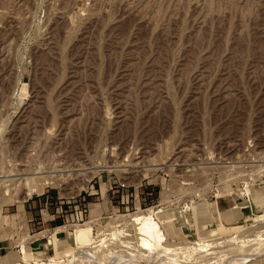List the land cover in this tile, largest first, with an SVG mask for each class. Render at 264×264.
Segmentation results:
<instances>
[{
    "label": "rangeland",
    "instance_id": "obj_1",
    "mask_svg": "<svg viewBox=\"0 0 264 264\" xmlns=\"http://www.w3.org/2000/svg\"><path fill=\"white\" fill-rule=\"evenodd\" d=\"M0 180L1 264H264V0H0Z\"/></svg>",
    "mask_w": 264,
    "mask_h": 264
},
{
    "label": "crops",
    "instance_id": "obj_2",
    "mask_svg": "<svg viewBox=\"0 0 264 264\" xmlns=\"http://www.w3.org/2000/svg\"><path fill=\"white\" fill-rule=\"evenodd\" d=\"M26 207L29 209L31 226L35 230L54 231V233L56 232L57 237L59 236L58 234L64 232L59 229L66 225L70 217L71 206L67 205V203L59 201L57 197L52 194H43L36 195L29 200ZM6 248L8 247H0V255L6 253Z\"/></svg>",
    "mask_w": 264,
    "mask_h": 264
},
{
    "label": "bare ground",
    "instance_id": "obj_3",
    "mask_svg": "<svg viewBox=\"0 0 264 264\" xmlns=\"http://www.w3.org/2000/svg\"><path fill=\"white\" fill-rule=\"evenodd\" d=\"M36 154H37V152H36ZM24 155H25V154H24ZM27 155H28V154H27ZM44 155H45V154H44ZM46 157H47V156H46ZM34 158H35V157H34ZM22 159H23V158H22ZM22 159H21V160H22ZM36 159H37V158H36ZM41 159H42V158H41ZM34 161H35V160H34ZM36 161H37V160H36ZM25 162H26V161H25ZM27 162H28V161H27ZM32 162H33V161H32ZM37 162H38V161H37ZM40 162H41V161H40ZM41 163H42V162H41ZM38 164L40 165V163H38ZM44 164H45V163H44ZM44 164L42 163L43 166H42V165H41V166H42V167H45L46 164H45V165H44ZM23 165H26V164L24 163ZM48 165H49V164H48ZM48 165H47V166H48ZM120 165H121V164H120ZM31 166H32V165H31ZM31 166H30V167H31ZM33 166H34V165H33ZM30 167H28V168H30ZM5 168H6V167H5ZM23 168L25 169V167H23ZM31 168L34 169L35 167H34V168L31 167ZM31 168H30V169H31ZM47 168H48V167H47ZM49 168H50V167H49ZM49 168H48V169H49ZM11 169H12V168H11ZM17 169H18V168H17ZM38 169H39V168H38ZM38 169H37V170H38ZM6 170H8V169H6ZM37 170H36V171H35V170H34V171H33V170H31V171H30V170H27V171L23 170V172L21 171L20 174H19V172L16 173V174H14V173H12V171H14V170L12 169V170H11V174L3 175V176H5L6 179H3L2 182H3V183H7V184H8V183H12V181H13V183H14L15 181H16L15 183H18V182H23V183H25L27 186H29L28 188H29L30 191H29L28 196H27V198H29V197H31V195H32L34 192H36V191L38 192V194H39V193H43V187L40 186L41 188H39V186H38V185H35V183H34V185H32L33 181H35V179L37 180V178L39 177L38 174H40V170H39V172H38ZM52 170H53V169H52ZM57 170H58V168H57ZM17 171H18V170H17ZM50 171H51V170H50ZM7 173H10L9 170L7 171ZM4 174H5V173H4ZM13 175H14V176H15V175H16V176H17V175L19 176V175H20V177H19V178H18V177H17V178H14V177L12 178L11 176H13ZM42 175H43V173H42ZM3 176H2V177H3ZM16 176H15V177H16ZM54 176H55V173H54ZM54 176H53V179L56 180V179L54 178ZM7 177H11V178L9 179V178H7ZM48 177H49V176H48ZM41 178H42V177H41ZM43 178H47V176H46V177H43ZM49 179L52 180L51 177L48 178V180H49ZM39 180H40V179H39ZM44 180H45V179H44ZM9 181H10V182H9ZM2 182H1V180H0V183H2ZM3 183H2V184H3ZM15 183H14V184H15ZM39 183H40V182H39ZM2 184H1V185H2ZM14 184H13V185H14ZM44 184H45V183H44ZM3 185H4V184H3ZM3 185H2V186H3ZM8 185H9V184H8ZM10 185H11V184H10ZM26 185H24V186H26ZM40 185H41V184H40ZM11 186H12V185H11ZM11 186H10V188H11ZM15 186H16V185H15ZM20 187H21V185H20ZM7 188H8V187H7ZM44 188H45V187H44ZM12 189H13V188H12ZM23 189H24V188H23ZM25 189H26V187H25ZM9 191H10V190H9ZM9 191H8V192H9ZM12 191H13V190H12ZM14 191H15V190H14ZM16 193H17V192H16ZM18 194H19V192H18ZM26 195H27V193H26ZM250 195H251L255 200H257V199H258V196H259L260 194L258 193V191H257L255 188H252V189H250ZM15 196H16V195H15ZM24 197H26V196H24ZM16 198H17V197H16ZM19 199H20V200H19V201H20V211H19V210H18V211L21 212L22 209H23V203H24V201H25L26 198H22V197L20 198V197H19ZM26 200H27V199H26ZM98 205H99V204H98ZM205 205H206V204H205ZM18 208H19V207H18ZM95 209H96V208H95ZM21 213H22V212H21ZM21 213H20V214H21ZM197 213H198L199 218L202 220V223H204L205 218L210 217L208 210H206V208H205L204 206H200V207L197 209ZM227 213L229 214V213H231V212L228 211ZM17 214H18V213H17ZM20 214H19V215H20ZM22 214H23V213H22ZM24 215H25V211H24ZM220 215H221V218H222V214H220ZM21 218H24V216H23V217L21 216ZM186 219H187V223L190 222V220H191L190 217H188V216H186ZM222 219H223V218H222ZM144 226H145V224H144ZM148 226H149V225H148ZM63 227H64V226H63ZM237 227H239V226H236V227H234V228H237ZM57 228H58V227H57ZM60 228H61V227H60ZM64 228H65V227H64ZM64 228H63V229H64ZM89 228H90V227H89ZM89 228H88V229H89ZM146 229H147V228H146ZM146 229H145V230H146ZM89 230H91V229H89ZM150 230H151V229H150ZM41 232H42V231H41ZM85 232H86V231H85ZM87 232H88V234H89V231H87ZM87 232H86V233H87ZM148 232H149V231H148ZM150 233H151V232H150ZM40 234H43V233H40ZM88 234H84V233H83V234L79 235V236H78V237H79V241L82 242L83 244H89L91 238H89L90 235H88ZM146 234H147V233H146ZM52 238H53V241H52V242H53V247L55 248L56 245H59V244H61V243H63V242H68V240L71 239V236H69V231H68V238H66V239H60L59 237H57L56 232H55V233L52 235ZM47 245H48V244H46L45 246H47ZM31 251H35V250H34L33 246L30 244V245L26 248V250H25V252H26V254H27V255H26V258H29V259H30L32 256H35L34 254H31V253H30ZM29 255H30V256H29ZM4 257H5V256H1V257H0V264L2 263L1 261H2V259H4ZM5 264H6V263H5Z\"/></svg>",
    "mask_w": 264,
    "mask_h": 264
}]
</instances>
